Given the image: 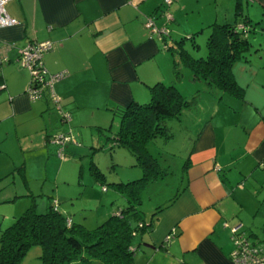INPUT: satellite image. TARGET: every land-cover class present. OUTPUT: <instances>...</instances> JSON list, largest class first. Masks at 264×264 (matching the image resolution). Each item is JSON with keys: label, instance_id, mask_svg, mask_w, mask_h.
Masks as SVG:
<instances>
[{"label": "crops", "instance_id": "obj_1", "mask_svg": "<svg viewBox=\"0 0 264 264\" xmlns=\"http://www.w3.org/2000/svg\"><path fill=\"white\" fill-rule=\"evenodd\" d=\"M237 1L249 23L262 20L264 30V0H172L169 5L164 0H8L5 9L17 22L0 27V153L11 141L8 129L15 125L19 138L18 126L29 118L39 116L42 122L41 128L36 125L44 134L41 156L56 155L49 135L66 133L56 110L57 119L49 118L55 108L47 97L27 95L30 74L18 57L28 42L51 41L43 64L50 73L65 71L54 89L62 98L60 110L71 113V124L105 125L114 107L144 101L149 85L174 80L173 58L163 52L167 44L220 17L231 20ZM255 6L262 7L256 19ZM166 7L172 13L169 33L159 37L145 20L152 15L156 24L165 23ZM260 49L233 62L242 97L214 87L213 114L191 122L184 185L140 235L134 264H233L230 227L237 224L253 244L264 247V45ZM181 75L193 89L191 71L181 69ZM8 169L3 160L0 174ZM246 187L253 194L250 211L237 198L239 188Z\"/></svg>", "mask_w": 264, "mask_h": 264}, {"label": "rangeland", "instance_id": "obj_2", "mask_svg": "<svg viewBox=\"0 0 264 264\" xmlns=\"http://www.w3.org/2000/svg\"><path fill=\"white\" fill-rule=\"evenodd\" d=\"M244 7L246 9V4ZM255 10L257 11L253 12L254 19H256V13L260 12L261 14L262 7L255 6ZM230 17L231 20L234 19V11ZM238 19L241 17L238 16ZM222 20L223 18L220 17L218 21ZM187 23L191 24L192 22ZM261 23H263L262 20L247 24L250 45L245 52L246 55L259 53L260 47L264 45V30L261 29ZM210 31L209 25L203 26L195 32L194 41L197 43V47H194L189 39L186 40L184 46L194 56L205 55L207 51L206 39ZM182 36H187V34H182ZM256 46L258 49H255ZM163 52L171 55V58L177 57L176 51L171 49H164ZM181 69L188 68L181 65ZM192 81L194 80L192 79ZM189 82L186 81V78H182L178 85L182 96L191 101L190 105L183 107L178 117L166 119V124L172 132L171 137H156L147 145L149 152L157 159L160 171L165 173L156 180L148 182L141 192L140 207L147 220L150 219L151 212L157 205L163 204L175 196L184 185L183 168L187 152L192 146L188 144V136L191 131L187 130L191 122L195 116L204 121L214 112L210 109L215 107L209 105L210 99L216 97L212 92L214 87L206 88L208 86H205L203 81L196 80L194 81L195 86L190 89ZM185 87H187L185 90L187 93L184 91ZM56 95L59 98V104L50 101V106L55 109L52 108L48 114L50 119L53 117L55 120L57 117L53 115L52 111L56 110L61 121L62 98L57 93ZM67 113H69V119L65 122L61 121V123L66 129H64L65 132L72 139L64 143V157H59L57 150L56 155L52 153L49 158L41 156L39 147L44 146V134L42 130L36 128L37 124L40 125V128L42 125L39 116L26 119L25 123L18 126L19 138L14 132L17 128L15 125L8 129L11 141L4 140L2 146L7 142L8 144L4 145V149L0 153L2 157L0 164L3 160L5 162L7 160L10 167L5 173L0 174V234L27 207H33L36 212H44L52 202H55L58 210L74 223L82 224L86 228H93L119 206L126 203L124 197L109 183L126 182L141 177L142 169L135 164L134 157L125 148L113 145L115 141L113 137L119 125L117 114H111L113 118L104 123L105 125L101 123L93 125L87 122L79 127H74L71 124V113ZM59 133L61 132L52 135ZM68 147H74V150L68 149ZM90 161H93L104 174L107 186L105 191L102 189V184L96 181L91 174ZM237 194V198L244 208L250 211V207L254 206L251 198L253 194H249L247 187L245 191L239 188ZM137 234L136 237H133V241L139 246V237L142 232ZM260 240L264 242V238ZM39 253L40 247L32 246L20 264H39Z\"/></svg>", "mask_w": 264, "mask_h": 264}, {"label": "trees", "instance_id": "obj_3", "mask_svg": "<svg viewBox=\"0 0 264 264\" xmlns=\"http://www.w3.org/2000/svg\"><path fill=\"white\" fill-rule=\"evenodd\" d=\"M239 5L237 1V19L221 22L213 20L209 24L211 31L206 39L205 55L194 56L184 46L189 39L197 47L194 39L198 30L187 36H180L166 47L177 53V57L173 58L174 80H158L149 85L148 99L132 100L112 109L119 118L113 145L125 148L134 157L135 164L142 169L139 178L109 183L124 197L125 205L119 206L93 228L74 223L58 210L55 202L44 212H36L33 207H27L0 234V264H20L27 251L36 245L40 247L39 264H134L136 245L133 237L137 233L148 231L158 214L176 197L175 195L157 205L149 220L143 216L140 207L143 188L148 182L165 174L160 171L157 159L149 152L147 145L156 137H171L172 132L166 119L178 117L182 108L191 103L182 96L177 83L181 65L191 71L195 80L203 81L205 86L242 97V88L234 79L232 66L235 59L245 55L250 41L247 34L249 20L241 13ZM30 85L29 80L27 93ZM45 97L56 104L47 89H43L42 95L32 100ZM53 136L49 135L48 139ZM188 160L186 156L185 165ZM90 171L105 191V176L93 161H90ZM174 264L191 263L179 261Z\"/></svg>", "mask_w": 264, "mask_h": 264}, {"label": "built area", "instance_id": "obj_4", "mask_svg": "<svg viewBox=\"0 0 264 264\" xmlns=\"http://www.w3.org/2000/svg\"><path fill=\"white\" fill-rule=\"evenodd\" d=\"M8 0H0V27L12 25L17 22V19L9 15L5 9V3ZM172 0H164L166 5ZM165 18V23L156 24L152 15L147 16L145 25L149 31L159 37H163L169 33V27L166 22L172 18V13L166 7L162 11ZM51 46L50 40L31 41L19 49V64L27 68L30 74L31 85L28 88V95L31 99H36L42 95L43 89H47L50 98L58 104L59 98L54 91V83L56 80L65 75V71L58 73H50L43 66V53ZM61 119L66 121L69 119V113L61 110ZM72 138L67 133H59L51 138V143L58 146L57 155L64 157V143ZM227 226L226 223H224ZM231 240L233 247L230 253V259L233 264H264V247L253 244L243 230L242 224H237L230 227Z\"/></svg>", "mask_w": 264, "mask_h": 264}]
</instances>
